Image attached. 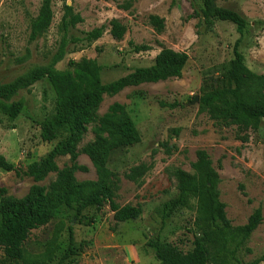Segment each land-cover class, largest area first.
I'll return each mask as SVG.
<instances>
[{"label": "rangeland", "instance_id": "1", "mask_svg": "<svg viewBox=\"0 0 264 264\" xmlns=\"http://www.w3.org/2000/svg\"><path fill=\"white\" fill-rule=\"evenodd\" d=\"M41 1L0 0V85L36 67L52 66L68 73L86 66L87 72V64L92 66L89 72L99 69L100 81L106 85L135 69L151 66L164 48L185 53L188 63L181 78L126 88L114 97H104L97 110L100 117L114 103L124 106L139 135L138 144L116 150L107 163L117 180L115 203L121 207L139 206V219L116 223L107 205L100 210L88 208L79 218L63 208L47 226L31 232L24 244L22 264H160L147 246L149 241L173 244L184 253L192 249L194 239L209 245L214 234L209 224L199 218V200L192 212L178 211L165 222L160 216L162 204L177 193L173 172L179 169L192 174L191 164L200 150L208 155L219 175L220 201L226 206L232 227L245 225L253 211L261 209L262 223L237 257L248 263L264 255V123L256 133L248 132V141L241 143L235 137V128L215 127L206 114L199 112L196 102L203 92L221 85L233 58V44L239 38L235 27L214 22L205 31L202 25L197 26L198 19L193 14L200 13L202 4L196 0H72L66 5L83 22L63 33L59 27L63 3L52 0L51 26L31 42L29 23L36 17ZM125 3L130 4V9H120ZM214 4L238 13L246 21L239 52L251 72L264 75V0H215ZM152 15L164 20L161 34L148 24ZM112 19L126 27L121 39H113L107 30L90 48L81 50L84 44L73 43L74 39L81 40L83 33ZM63 35L67 40L63 58L51 65ZM129 43L151 50L135 54ZM12 101H22L24 108L14 121L0 114V162L25 171L66 140L67 133L64 128L51 134L39 128L52 113L55 102L46 79L29 91H20ZM91 128L88 126L78 151L93 140ZM68 163L69 157L56 159L58 169ZM77 163L87 170L75 173L77 181L96 180L86 156L81 154ZM149 164L151 169L139 183L124 179L132 168ZM54 178L50 174L37 185L47 186ZM31 185V178L0 167V189L6 190V196L22 198ZM68 228L74 243L69 252Z\"/></svg>", "mask_w": 264, "mask_h": 264}, {"label": "trees", "instance_id": "2", "mask_svg": "<svg viewBox=\"0 0 264 264\" xmlns=\"http://www.w3.org/2000/svg\"><path fill=\"white\" fill-rule=\"evenodd\" d=\"M61 1L63 15L59 27L66 33L83 20L66 5V2L72 0ZM196 1L202 4L200 13L193 14L198 19L197 26L202 25L207 31L214 22H225L233 25L239 36L233 44V58L221 85L199 96L198 110L206 114L219 129L235 128V137L241 143H246L247 133H256L264 123V75L251 72L244 65V57L239 52L247 23L238 13L215 6V0ZM120 9L128 10L130 4L125 3ZM52 20V0H42L36 17L29 23V41L33 42L46 33ZM148 24L156 34H161L164 29V20L157 16H149ZM107 30L113 39H121L126 27L112 19L107 24L83 33L84 37L81 40L74 39L73 43L84 44L81 50L90 48ZM66 45L67 40L63 35L51 65L63 58ZM128 46L135 54L151 50L148 46L133 43ZM187 63L188 56L185 53L164 48L155 56L151 66L135 69L106 85L100 81L98 68L89 72L91 64H87V72H84L86 66L68 73L56 71L52 66L36 67L23 76L0 85V114L14 121L23 111L24 105L22 101L13 102L12 99L20 91H29L33 85L46 79L54 93L55 102L52 113L39 124V128L49 134L55 129L64 128L67 133L66 140L56 144L39 161L28 165L25 171L13 168L4 161L0 162L1 169L14 171L17 176L23 175L33 181L26 195L19 199L6 196V190L0 189V264L24 263V244L31 232L47 226L63 208L72 211L74 218H79L88 208L100 210L107 205L116 223L139 219L142 214L139 206L121 207L115 203L114 184L117 180L107 168L112 153L138 144L139 135L124 106L114 103L100 117L97 116V110L104 97H114L126 88L181 78ZM88 126H92L93 140L78 151L77 146L87 133ZM81 154L87 157L93 167L95 181L76 180L75 173L87 171L77 163ZM59 157H69V163L61 169L56 165ZM195 158V162L191 164L192 174L179 169L173 172L177 193L162 204L160 216L162 222H165L178 211L192 212L195 202L199 200V218L209 224L214 239L206 246L199 239H194L192 249L186 253L170 243L149 241L147 246L155 259L160 264L264 263V255L248 263H243L237 257L239 249L261 225V209L254 210L245 225L232 227L226 217V206L220 201L218 173L204 151H197ZM151 167L152 164L132 168L129 173L124 174V179L137 184ZM50 174H54L55 178L49 185H37ZM73 244L72 230L68 228V252ZM68 255L67 253L64 257Z\"/></svg>", "mask_w": 264, "mask_h": 264}, {"label": "water", "instance_id": "3", "mask_svg": "<svg viewBox=\"0 0 264 264\" xmlns=\"http://www.w3.org/2000/svg\"><path fill=\"white\" fill-rule=\"evenodd\" d=\"M196 102H198V99L196 100Z\"/></svg>", "mask_w": 264, "mask_h": 264}]
</instances>
